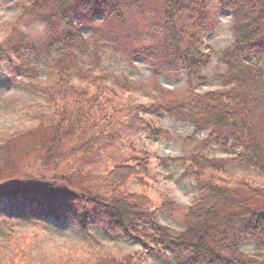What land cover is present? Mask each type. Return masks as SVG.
I'll list each match as a JSON object with an SVG mask.
<instances>
[{"label":"trees","instance_id":"trees-1","mask_svg":"<svg viewBox=\"0 0 264 264\" xmlns=\"http://www.w3.org/2000/svg\"><path fill=\"white\" fill-rule=\"evenodd\" d=\"M20 2V13L0 23V72L28 79L44 104L29 117L32 127L0 133V202L19 203L21 214L34 218L28 230H14L0 209V264H144L145 252L160 249L184 264H264V181L225 178L233 167L264 175V72L250 62L264 61V0ZM210 7L229 13L233 43L219 54L220 88L199 94L192 85L204 81L210 64L203 49L215 23ZM36 20L40 40L24 29ZM108 44L123 57L147 60L154 73L182 71L188 93L179 102L125 103L131 85L100 68ZM39 59L49 65L46 86L35 84ZM162 112L206 133L202 147L237 152L223 159L195 151L174 160L195 184L185 208L166 194L151 197L149 167L163 159L129 141L124 150L115 147L124 140L119 132L137 128L168 138L151 118ZM174 213L182 226L176 236L158 220ZM89 218L110 237L138 241L141 252L119 255L98 244L86 232ZM68 220L92 244L49 250L40 230ZM243 245L257 253H244Z\"/></svg>","mask_w":264,"mask_h":264},{"label":"rangeland","instance_id":"rangeland-1","mask_svg":"<svg viewBox=\"0 0 264 264\" xmlns=\"http://www.w3.org/2000/svg\"><path fill=\"white\" fill-rule=\"evenodd\" d=\"M0 8V23L10 20L21 11L20 0H5ZM214 16V29L203 40V49L210 54V64L202 72L204 81L200 84H193V91L203 94L215 91L220 88L216 79L218 74L223 73L224 66L219 62L221 51L229 48L232 41L230 31L231 19L227 12L221 11L216 7H210ZM98 18V17H96ZM24 29L34 38L40 40L43 36V24L36 21H28L24 24ZM82 34L87 37L90 34L89 26L81 28ZM100 68L115 78H123L131 85L128 98L124 102L130 104H148L157 99L166 101H182L188 93L184 73L179 70L165 69L164 72L154 73L151 70L147 60L137 58H126L113 50L108 44L102 46L100 55ZM253 65L262 68L264 72V61ZM49 65L43 59H39L37 73L38 79L35 84L46 86L52 81L49 77ZM156 88H159L158 90ZM162 90V91H161ZM170 92L168 95L165 91ZM43 98L32 91L29 87V80L23 77L12 78L7 73L5 67L0 72V133L5 130H19L21 127H32L29 117L34 114L37 105H43ZM148 115L144 116L146 118ZM149 117V116H148ZM152 118L154 127L160 128L166 132L168 138L155 136L150 131L142 128L132 129L131 132H119L122 143H117L116 149L124 150L126 141L151 153L154 157L163 159V161L153 160L149 167L151 180V197L155 198L160 194H166L171 200L180 207L185 208L191 204L196 194L195 184L192 179L182 177L184 166L178 158L188 156L198 151L210 158H233L236 151L222 148L215 144H209L202 147L201 141L206 139V133H193V128L177 118L169 117L165 113H159ZM114 147V151H115ZM246 177L257 184L264 181V175L253 168L233 167L228 170L225 178L229 181L238 180ZM2 216L11 219V227L14 230H28L34 221V218L26 217L21 214L19 203H11L7 200L0 202ZM42 220V218H41ZM159 223L167 227L171 235L176 236L182 231L180 214L174 213L171 216L165 214L158 215ZM43 224L51 223L49 219L42 220ZM48 225V224H47ZM3 227L0 228V234ZM86 232L98 244L111 248L115 253L131 254L141 252L142 245L129 237H110L105 228L92 219L86 220ZM40 236L44 239L45 246L51 250L58 248L69 249L70 247H89L91 240L83 238L79 232L75 221L68 220L63 228L57 225H50L48 229H41ZM241 250L254 255L257 250L253 245H243ZM161 254L144 253V264H184L182 256L174 255L168 250L160 249Z\"/></svg>","mask_w":264,"mask_h":264}]
</instances>
